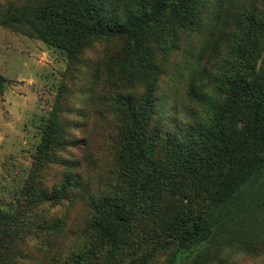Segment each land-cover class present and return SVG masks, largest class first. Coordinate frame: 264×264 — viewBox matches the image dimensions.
Here are the masks:
<instances>
[{"label": "trees", "instance_id": "1", "mask_svg": "<svg viewBox=\"0 0 264 264\" xmlns=\"http://www.w3.org/2000/svg\"><path fill=\"white\" fill-rule=\"evenodd\" d=\"M16 22L29 24L45 42L64 48L89 39L114 40L122 47L116 56L107 50L93 67L82 112L87 120L99 96L107 127L116 130L123 123L113 147L118 167L105 174L98 171L101 160L93 161L89 142L84 144L85 170L73 180L80 184L86 213L64 258L54 253L48 260L60 247V222L25 217L38 253L44 252L40 264L134 263L131 250L138 224L158 228L151 253L142 251L141 264L206 262L227 248L251 253L261 247L264 58L259 65L258 60L264 0H46L35 8L0 13V25ZM168 27L192 28L201 41L195 53L185 54L188 71L178 97V117L172 119L173 131L163 136L162 145L171 151V156L165 154L171 159L167 170L153 163L155 151H161L156 144L161 131L160 121H155L159 111L152 95L154 76L145 59L154 44L167 38ZM119 80L127 92H97ZM133 80L144 88L136 95ZM58 110L56 105L46 122L41 145L61 142ZM166 177L186 187L176 205L162 198L158 182ZM17 226V216L0 208V264H17L20 258L19 239L25 232Z\"/></svg>", "mask_w": 264, "mask_h": 264}, {"label": "rangeland", "instance_id": "2", "mask_svg": "<svg viewBox=\"0 0 264 264\" xmlns=\"http://www.w3.org/2000/svg\"><path fill=\"white\" fill-rule=\"evenodd\" d=\"M45 1L0 0V13L35 8ZM256 8L260 9L259 3ZM165 36L167 38L159 46H152L153 51L147 54L145 63L147 70L152 71L154 76L152 95L159 111L155 121H160L161 131L156 140L161 151H155L156 162L153 163L158 167L163 165V169L168 170L171 159L165 154L171 156V151L162 145L163 136L165 132L173 131L172 119L178 117V97L186 81L185 71H188L185 54L187 51L196 52L201 35H197L192 28L168 27ZM121 48L114 40L95 39L82 41L81 45L75 41L69 48H64L45 42L33 27L24 22L0 25V208L10 209L17 216L18 229L21 233L25 232V237L19 239V245L17 244L21 254L17 264L43 262L44 252L38 253L37 240L29 235L32 229L26 226L27 216L30 220L42 218L52 224L60 222L63 231L60 247L57 252L48 255V260L54 253L64 258L70 252L72 233L82 226L86 213L79 197L80 184L73 180L75 176L82 177L84 173L82 159L86 142L91 147L93 161L101 160L98 171L105 174L118 167L117 152L113 147L120 140L119 127L123 123L118 124L116 130L107 127L105 116H102L104 102L99 96L87 120L82 118V112L93 67L107 50L116 56ZM262 58L264 33L258 65ZM115 71L112 73H116ZM124 75L115 74V78ZM104 77L107 79L108 73H104ZM120 84L121 81L113 88L109 84L101 86L97 92L107 96L123 93L126 86L122 83L123 88ZM132 84L137 82L133 80ZM137 88L135 95L144 90L140 84H137ZM56 105L62 121L61 142L59 145L46 147L40 143L46 122ZM108 147L109 150H106ZM91 173L94 174L93 171ZM174 181L166 177L158 184L162 198L176 205L184 195L186 187L182 189L181 184H175ZM53 187L59 189L54 191ZM16 209L22 214L18 216ZM136 229L138 233L133 238L134 245L131 250L135 255L134 263L129 261L128 264L142 263V251L144 250V254L151 253L155 238L153 233H158V228L147 224H138ZM259 233L260 229L256 231V234ZM139 237L143 240L142 247ZM213 256V261L193 263L191 260L185 264H264V239L261 247L251 253L227 248ZM164 260L165 256H161V263ZM90 264L106 263L94 261ZM116 264L123 263L116 261Z\"/></svg>", "mask_w": 264, "mask_h": 264}]
</instances>
